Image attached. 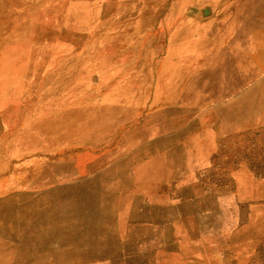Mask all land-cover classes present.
<instances>
[{
    "label": "rangeland",
    "instance_id": "374dc122",
    "mask_svg": "<svg viewBox=\"0 0 264 264\" xmlns=\"http://www.w3.org/2000/svg\"><path fill=\"white\" fill-rule=\"evenodd\" d=\"M0 264H264V0H0Z\"/></svg>",
    "mask_w": 264,
    "mask_h": 264
}]
</instances>
